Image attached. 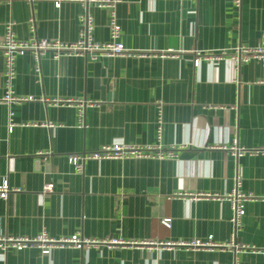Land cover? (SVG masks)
I'll use <instances>...</instances> for the list:
<instances>
[{
	"label": "crops",
	"instance_id": "obj_1",
	"mask_svg": "<svg viewBox=\"0 0 264 264\" xmlns=\"http://www.w3.org/2000/svg\"><path fill=\"white\" fill-rule=\"evenodd\" d=\"M120 1L119 40L130 55L91 62L84 57L55 61L47 54L39 77L29 54L17 57L12 91L36 101L9 106L2 101L0 52V186L6 181L15 190L0 198V238H35L44 231L55 240L79 234L132 245L53 249L48 255L35 247L8 250L0 252V264H264L262 253L144 244L208 238L224 244L234 233L230 204L193 197L222 198L237 189L264 198V156L236 159L228 151L234 140L247 149L264 147V85L259 83L264 64L193 66L197 52L256 46L264 30V0H241L239 8L233 0ZM83 14L92 20L94 41L107 42V11L69 0L59 8L54 0H0V38L11 21L16 39L28 40L32 17L37 38L72 43ZM68 98L100 104L85 108L79 118L76 107L49 103ZM113 144L175 151L163 160H90L80 174L67 162L71 154ZM47 183L53 192L43 194ZM234 237L264 250V200L245 203Z\"/></svg>",
	"mask_w": 264,
	"mask_h": 264
},
{
	"label": "built area",
	"instance_id": "obj_2",
	"mask_svg": "<svg viewBox=\"0 0 264 264\" xmlns=\"http://www.w3.org/2000/svg\"><path fill=\"white\" fill-rule=\"evenodd\" d=\"M33 3L38 0H24ZM64 0H54V6L59 8L61 2ZM76 1L81 4L83 8L92 5L99 9H105L108 14L107 29L109 40L105 43L95 42L92 36L93 24L91 18L87 14L79 17L81 30L79 37L75 42L65 43L57 39H44L35 36V21L34 18L28 20V28L30 31V38L26 41L18 40L14 34V22H7L4 25V33L0 38V52L3 57V71L2 79L4 82L5 95L2 99L8 106L11 104H20L24 102H32L37 99L33 97L17 96L12 91V84L15 79V62L17 57L29 54L32 59V72L39 77L41 73L40 61L41 58L49 54L53 60H60L63 57H84L91 62L98 61L99 58H113L117 56L130 55V50H127L120 42L121 28L118 24L116 15V6L121 2L120 0H69ZM234 6L239 8L241 0H233ZM193 60V66L196 68L202 61L209 62H231L236 67L251 61H257L264 64V30L262 31L259 43L256 46L249 47L245 45H237L232 48L222 49L218 52L206 53L197 52ZM264 85V80L259 82ZM39 101H45L40 99ZM54 106L76 107L79 118L82 117V111L87 107H95L100 104L98 101H92L85 98H68V99H53L49 102ZM11 116V113L9 114ZM13 124H9V130H12ZM46 127L52 128V124H46ZM163 120L161 116L160 107H158L156 118V137L159 140L162 135ZM225 149V148H224ZM175 147L164 151L159 145L154 146H138L128 144H113L103 146L100 150L90 153H76L67 156V162L74 171L78 174L83 172L84 164L87 161H103V160H129V159H156L163 160L174 157ZM230 154L238 159L242 156H264V147L247 149L237 145L236 140L232 142L228 150ZM239 178H236V183L239 184ZM237 185V184H236ZM7 182L4 181L0 186V198L6 199L10 192ZM53 192V184L47 183L42 188L43 194H50ZM204 198H212L215 200H226L230 204L232 211L231 224L234 227V233L228 242L219 244L214 242L211 238L207 240H189V241H166V242H145L147 246H158L163 248H186L194 250H227L234 255L237 253L249 252L253 254H264L263 249L255 248L235 241V232L241 224V219L244 215V205L247 202L264 200V198H257L252 195L243 194L233 190L224 197H211L208 194L194 196L193 200H200ZM165 223H168L165 221ZM100 244L109 246L132 245L129 242L121 240L111 241H95L81 238L79 234H74L67 238L52 239L43 231L35 238L23 237H7L0 238V252L5 254L8 250L21 251L28 248H38L42 255H48L53 249L75 248L82 249L91 246H98Z\"/></svg>",
	"mask_w": 264,
	"mask_h": 264
},
{
	"label": "water",
	"instance_id": "obj_3",
	"mask_svg": "<svg viewBox=\"0 0 264 264\" xmlns=\"http://www.w3.org/2000/svg\"><path fill=\"white\" fill-rule=\"evenodd\" d=\"M38 163V162H37Z\"/></svg>",
	"mask_w": 264,
	"mask_h": 264
}]
</instances>
